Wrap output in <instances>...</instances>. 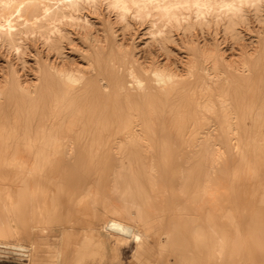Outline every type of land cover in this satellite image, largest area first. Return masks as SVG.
<instances>
[{
	"label": "bare ground",
	"instance_id": "bare-ground-1",
	"mask_svg": "<svg viewBox=\"0 0 264 264\" xmlns=\"http://www.w3.org/2000/svg\"><path fill=\"white\" fill-rule=\"evenodd\" d=\"M66 1L67 11L41 9L39 0H0V37L19 50L15 38L18 31L28 35L38 30L47 37L48 30L54 28L47 27L46 22L66 19L89 38L85 23L75 11L80 3L92 8L105 4L114 12L115 22L125 27L132 20L148 22L155 39L166 32L165 28L168 32L182 29L181 39L191 44L181 47L190 52L185 60L174 59L167 44L161 42L162 58L150 51L136 55L114 42L118 47L115 54L105 32L95 37V46L83 50L82 63L76 59L70 64L67 60L61 65L50 63L48 72L38 64L35 80L30 83L24 74L25 61H21L22 68H0V179L6 178L9 168L15 170V185L0 186L4 200L0 204V232L25 233L28 244L39 247L34 241L38 224L33 221L51 222L49 214L39 213V207L43 204L45 209L56 208L70 178L68 168L60 166L63 161L57 153L63 147L65 155H70L76 140L90 137L88 147L100 148L105 139L116 158L108 172L109 189L106 187L103 200L99 190L92 189L99 185L100 177L80 184L83 174H74L77 183L69 195H78V202L85 201L92 212L101 210L104 225L90 226L89 230L97 235L82 237L72 264H90L96 255L101 263L108 256H117V246L128 242L143 252V260L135 254L141 264H167L175 242L187 244L184 264H264V20L260 19L264 0ZM245 6L254 8L259 22L256 32L249 12H243ZM212 30L215 35L221 32L220 42L207 41ZM243 31L251 36L255 32V39L245 43ZM59 48L55 40V49ZM109 50L110 56L103 60ZM17 57L21 58L19 52ZM5 99L12 103L13 115L9 118ZM21 102L29 106L23 109ZM161 119L167 123L164 128L160 127ZM188 122L199 125L201 137L198 141L191 138L196 141L191 145V155L198 156V160L197 164L178 169L181 175L177 177V191L183 203L177 207L178 219L167 223L162 209L154 205L156 195L165 198L167 192L158 160H151L140 170L134 149L154 150L153 135L170 147L175 143L169 138L175 136L173 140L180 146L182 125ZM93 123L95 127L91 128ZM145 123L151 125L143 127ZM61 134L68 138L63 139ZM209 134H215L222 144L225 141L230 164L238 169L249 168L261 177L259 205L239 201L242 185L241 189L236 184L224 186L218 192L221 188L217 182L216 186L213 172L226 152H219L220 159L217 155L210 163L214 135ZM141 173L146 184L140 182ZM20 241L16 251L19 256L27 255L28 244Z\"/></svg>",
	"mask_w": 264,
	"mask_h": 264
},
{
	"label": "rangeland",
	"instance_id": "rangeland-1",
	"mask_svg": "<svg viewBox=\"0 0 264 264\" xmlns=\"http://www.w3.org/2000/svg\"><path fill=\"white\" fill-rule=\"evenodd\" d=\"M39 4L41 9L60 8L63 9L64 11H67L69 9L67 7L68 4L66 0H39ZM253 9H254L253 6L251 7L245 6L243 12H247V13L249 12L251 16V24L253 26L254 31L256 32L259 22L256 19V17H254ZM263 14H264V8L260 12V19L262 20H264ZM75 15L80 19L81 23H85L86 29L87 31H89L88 33L90 34L89 38H85V36L83 37V35L79 33L81 29L77 28L76 26H71L69 23H67L66 19H63L60 22H51V21L46 22L47 27L54 28L53 31L48 30L47 37L41 31L38 30L35 33H29L28 35L20 34V31H18L15 38L17 39L16 41H19L17 44V46H20L19 50L16 49V46L11 47L8 44L6 38L0 37V64H1L0 68L4 70L8 67V69L11 70V66L14 65H17V67L22 68L21 61H25L26 66H25L24 74L25 76L26 75L28 76L26 77L28 78V81L30 83L35 80L36 77L35 73L37 72L39 65L42 68H45L46 71L48 72V65L50 63L61 65L63 63V60L65 61L67 60L66 63L70 64L71 61H73L74 59L82 63V60H84L83 55L85 54L84 53L85 51L83 50H85V48L87 49L90 46L91 47L95 46L96 45L95 37L97 35L104 36L106 33L108 34V38L110 37L109 38V42L111 43L110 50L115 54L117 53L116 49H118L116 44L119 45L122 44V48L130 50L131 53H135L136 55L138 54L140 55L142 53L144 54V52L150 51L154 54H160L159 58L163 57V53L161 52L162 50L160 49L161 45L163 44H167L170 53L172 55V58L174 59L178 58L180 60H185L188 53L190 52L188 48L181 47V45L187 46L191 44V43H185L182 40L183 38L181 39L180 36L182 35V29L173 28L171 32H168L167 31L168 28H165L166 32H164L162 36H159L158 38L155 39L152 36V34H150V27L148 22L146 21L139 22L132 20L130 24L127 27H125L123 23L120 24V22L118 23L115 22L114 12L109 10V8H107L105 4L98 5L97 8H92L87 5H82L80 3L79 8L75 11ZM255 32H252V34L254 35ZM243 33H244L245 43L255 39V36L253 35L251 36L248 32L246 33V31H243ZM221 35H222L221 32L215 35L212 30L209 32V34H207L208 36L207 41L210 43L220 42ZM20 37L22 38V40H20ZM166 37L169 38L167 42L165 40ZM197 38L199 43L202 44L201 37L199 36ZM55 40H57V42L60 44L59 51L55 49ZM110 50L104 55L103 60L107 59L110 56V52H111ZM18 52H19V56L21 57L20 59H18L17 57ZM79 58H81V60ZM1 69H0V78L3 75L2 74L3 70ZM21 71L23 72V69H21ZM5 102H6L5 103L6 115L9 118L11 117V115H13V108L11 106L12 103L10 102L9 99H5ZM21 104L23 109L29 106V103H26L27 105L25 106L23 105V102H21ZM63 113H66V111H63L62 114ZM159 124L160 127L162 128L167 126V123L164 122L163 119L159 121ZM149 125H151V123L149 124L145 123L143 124V127H149ZM182 126H184V130L182 133V144L180 146L176 141L173 140V137L175 136L169 138V140L175 143V145L170 147L169 145L163 146V144H161L160 142L159 137L153 135L152 137H153L154 150L148 147H146V149L145 148L134 149V152L136 153V157H138L141 163L140 170L143 169L148 164H150L151 160L155 162H157L158 160L157 167L166 184L167 192L165 198L164 195L161 194L156 195L154 205L162 209L161 212L166 217L167 223H170L171 221L173 222L178 219L179 211L177 207L182 205L183 203L182 202L183 197H181V195L177 191L178 190L177 185H179V180H178L179 178L177 177H180L181 175L180 171L178 172V169L179 167L187 168V166H190L191 164H197V160H198V156L194 154L191 155V145H193L196 141L199 140L198 138L201 137V133L199 132V125L197 123L196 124L193 123L192 125L188 122L187 124ZM90 127L94 128L95 123H93ZM176 132L177 131H174L173 135H176L175 134ZM61 135L65 140L68 138V135L65 134H61ZM203 135L206 134L204 133L202 134V136ZM209 135H212L211 137H213L214 135L213 137L214 140L211 139L214 142H212V145L209 148L210 163H211V159H215L217 155L218 156L216 158L218 159H220V157L222 158L221 159L222 161L216 159L220 162L217 161L219 163V166L217 163L215 167L216 170L214 169L215 172H213V175L215 174L213 176L215 184L216 182L217 184L218 183L220 184L222 182L220 185L218 184V187L221 188L220 189L217 187L218 189H220L218 192L224 190L226 187H228V185L229 187H231L232 185L236 184L239 185V189L242 188L240 190L242 196L241 194L240 196L242 197L243 200L240 199L241 197L239 196V201L241 200L247 202L246 204L250 206L259 205L258 197H257V192H258L257 189L259 187V183L261 182L260 181L261 177H259L257 173L252 172V170L250 171L249 168H246V170L245 168L238 169L237 166L230 164L228 162V149L225 141H223V144L225 145L224 146L225 149H224L222 148L223 147L222 140L221 141L218 140L215 137V134H209ZM191 138L193 140L196 139V141H192ZM91 140L92 139L90 137L87 138L82 137L76 140L77 144H75V149L73 152L70 153V155L67 156L65 155V149L63 147H61L60 151L57 153V155L59 154L60 155L59 156L56 155L57 158L61 159V160L59 159L60 161H63L62 165L60 164V166L63 168H68V174L70 178L68 180V186L65 188L64 193L57 201L56 208L45 209L43 204H41L39 207L40 210L39 213L42 215L49 214L51 221L49 224L46 223L45 219H37L33 221L34 224H38L37 225L38 228L35 231L36 238L34 237V241L37 243V245H39V247H35L34 245L30 246L31 244L30 240L29 242H27L29 238L25 233H21L20 235H15L9 232H0V264H57L56 262H57L58 254L61 255L58 264H72L74 253L78 248L82 237L84 235L93 236V237L97 235L96 231L89 230V228L90 226H95L96 228L102 227L104 223L101 222L102 219L104 218V214L101 212V210L98 209L95 210L94 212L89 210L88 205L85 201L79 203L78 200L80 199V197L78 195H76L75 197L69 195V192H71L72 190V185L77 183L74 180L75 173L83 174L84 178L83 179L81 178L80 184H85L86 182H90L91 180H95L98 179V177H100L99 185L97 187L95 186V188L92 189L96 190L97 188L99 190V192L102 195L100 198L101 200H103L104 198L103 197L104 193L108 192L106 191L107 188L109 189L108 172L115 162L116 154L114 151L110 150L109 148L110 144L106 142L107 140L105 139L102 140L104 146L100 148H90L88 147V144L91 142ZM215 141H217L219 144ZM213 143H217L215 144L216 146ZM217 146L219 147L217 148ZM174 148L177 152H175ZM188 150H190V152ZM222 150H225L223 152H226L224 153V155H226L225 158L223 154H222L223 156L219 157V155H221V153L219 152H222ZM170 152H172L171 155H169ZM188 152L190 153V156H188L189 155ZM183 153L185 155H183ZM156 156L158 159L156 158ZM183 158L185 159L186 162L185 161L182 162V160H184ZM226 158L227 160L225 161L224 159ZM176 160H179V162H177ZM160 163L162 167L160 166ZM10 170L12 171L14 169L9 168L7 170L6 178L0 179V186L1 185L3 186L4 184L9 186L15 185L14 181L12 180L13 175L15 174L14 173L15 170L12 172ZM176 171L177 173H175ZM240 177H242L241 178L242 181H240ZM216 178L219 180L216 181L217 180ZM139 179L140 182L146 184L147 182L146 178L143 176L142 173L140 174ZM225 181L226 184H224ZM235 181L236 183H234ZM245 183L247 185H245ZM248 191H250V194ZM246 195L248 196V198H246ZM41 197L39 196V198ZM3 201L4 200L0 197V204H2ZM113 201L117 203L115 199ZM102 202L103 201H100L101 204ZM262 208L264 209V206ZM174 215H176L177 217H175ZM42 228H46L45 229L46 231L43 232ZM18 238L22 239V242L25 243L26 245L30 243L28 244L27 255L19 256L18 252L16 251V248L21 245L20 243L21 241ZM35 239H37V241ZM117 248H118L117 256L115 257L108 256L105 260L101 261L100 263V256L96 255L91 260L90 264H141L140 262L136 261L135 254H138L141 260L145 258V256H143L142 251L141 252L139 251L140 252L139 253L136 250V246L133 242L121 244L117 246ZM186 248H187L186 242L185 243L175 242L171 246V257L166 261V263L184 264L185 259L183 257V254L186 252ZM162 262L164 263V261Z\"/></svg>",
	"mask_w": 264,
	"mask_h": 264
}]
</instances>
